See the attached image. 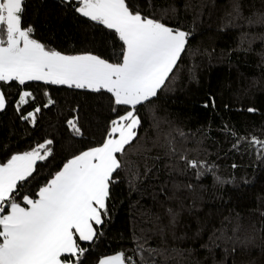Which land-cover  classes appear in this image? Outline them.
Instances as JSON below:
<instances>
[{"label":"trees","instance_id":"obj_1","mask_svg":"<svg viewBox=\"0 0 264 264\" xmlns=\"http://www.w3.org/2000/svg\"><path fill=\"white\" fill-rule=\"evenodd\" d=\"M143 5L144 0H134ZM151 11L175 7L167 14L170 26L189 31L187 50L182 54L175 80L161 91L153 103L156 115L166 117L173 127L188 134L185 147L198 149L188 153L213 168L215 175L226 183H217L212 174L197 179L196 169H186L183 160L164 155L165 148L154 149L150 155H159L153 173L143 184L133 189L125 173L120 182L112 186L108 200V215L99 226V235L91 244L81 242L89 249L88 264H97L99 258L121 251L134 256L133 234H138L141 213L147 209L158 210L153 196L164 184L172 181L191 183L193 190H184L186 206L190 212L181 215L177 235L182 241L169 240L172 247L191 249L193 261L201 264H264V150L251 143L255 137L264 141V0H240L242 18L233 20L231 0H152ZM186 5H189L186 7ZM145 12L149 11L144 7ZM249 18L253 23H249ZM22 24L34 29L33 38L65 54L93 51L103 54L110 62L119 58L121 43L113 33L82 17L63 0H26ZM102 39L107 40L102 44ZM9 104L0 112V163H6L13 154H21L44 144L53 143L51 155L38 161L36 172L25 183L23 191L33 193L44 186L63 164L79 151L103 143L109 121L115 118L109 104L110 94L92 93L67 86L45 85L30 82L19 86L1 84ZM32 91L35 99L16 110L18 93ZM55 101L43 107L48 97ZM213 100L215 106L213 107ZM207 105V107H205ZM40 106L35 122L21 119ZM152 105L140 110L143 125L140 136L155 138L152 127ZM253 108L255 111L249 112ZM78 118L82 135L74 136L67 120ZM177 142L180 138L177 137ZM71 143L73 151L67 150ZM235 146V147H234ZM135 158V157H134ZM149 163H153L149 161ZM236 165V167H233ZM174 166L185 170L184 175L172 171ZM154 174V178H153ZM160 199H163L161 196ZM239 213L243 222L255 225V245L234 255H225L221 244L212 254L200 247L208 242L210 231L195 237L200 223L219 226L225 217ZM153 247L157 239L151 242ZM138 259V257H136Z\"/></svg>","mask_w":264,"mask_h":264},{"label":"snow or ice","instance_id":"obj_2","mask_svg":"<svg viewBox=\"0 0 264 264\" xmlns=\"http://www.w3.org/2000/svg\"><path fill=\"white\" fill-rule=\"evenodd\" d=\"M25 2L0 0V84L15 82L23 88L30 82H42L98 94L106 92L110 94L109 104L115 118L109 121L101 145L72 155L36 192H24L23 188L36 172L37 162L51 155L48 146L52 140L33 150L13 154L6 163H0V264H88L89 249L81 242L91 244L98 237L99 226L108 215L112 186L120 182L121 172L133 189L137 183L148 180L155 161L161 158L150 155L154 149L165 148V156L170 159L176 156L184 161L186 169H196L197 179L212 174L217 183H226L215 175L212 167L188 158L189 152L198 150L185 147L188 134L173 127L166 117L156 115L153 101L174 82L175 70L192 35L165 22L169 11L173 14L177 11L175 7L159 10L158 17L151 11L152 0H144L143 5L134 0H63L122 42L119 58L110 62L93 51L65 54L33 38V27L22 24ZM231 4L228 15L233 20L242 18L240 0H231ZM144 7L149 11L145 12ZM261 20L264 17H258V22ZM248 22L253 23L251 18ZM44 95L48 100L43 107L55 103L47 91ZM18 96L17 112L29 99H35L29 90L20 91ZM212 103L214 107L215 101ZM8 104L0 88V112ZM145 105H152L155 138L151 139V146L139 134L143 125L140 110ZM40 111L38 106L21 119L31 118L34 123ZM67 125L74 136L82 135L77 117L67 120ZM251 143L264 150V141L253 137ZM67 150L73 151L71 143ZM169 167L179 175L185 174V170ZM184 190L192 191L193 185L172 181L171 186L164 184L153 196L158 210L141 213L138 234H133L135 257L121 251L99 258L97 264H201L191 259V249L169 244V240L185 238L177 235L182 213L191 211L185 204ZM205 231L211 234L200 247L210 254L223 244L225 255H234L250 249L257 239L255 225L244 223L239 213L225 216L219 226L200 223L195 237ZM153 239H157L155 247L150 243Z\"/></svg>","mask_w":264,"mask_h":264},{"label":"rangeland","instance_id":"obj_3","mask_svg":"<svg viewBox=\"0 0 264 264\" xmlns=\"http://www.w3.org/2000/svg\"><path fill=\"white\" fill-rule=\"evenodd\" d=\"M1 85V84H0ZM32 120V119H31ZM32 123H33V121H32Z\"/></svg>","mask_w":264,"mask_h":264},{"label":"crops","instance_id":"obj_4","mask_svg":"<svg viewBox=\"0 0 264 264\" xmlns=\"http://www.w3.org/2000/svg\"><path fill=\"white\" fill-rule=\"evenodd\" d=\"M88 243V242H87Z\"/></svg>","mask_w":264,"mask_h":264}]
</instances>
